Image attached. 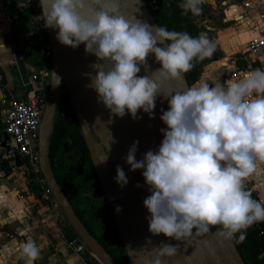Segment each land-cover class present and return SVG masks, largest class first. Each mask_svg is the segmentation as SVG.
I'll use <instances>...</instances> for the list:
<instances>
[{
	"label": "clouds",
	"instance_id": "1",
	"mask_svg": "<svg viewBox=\"0 0 264 264\" xmlns=\"http://www.w3.org/2000/svg\"><path fill=\"white\" fill-rule=\"evenodd\" d=\"M31 3L22 0L19 6ZM39 3L44 27L56 33L61 45L75 49L84 44L85 53L97 58L91 65L95 75L87 74L88 87L112 116L130 115L135 120L138 110H143L154 118L157 97L168 100V110L161 109L160 119L167 127L160 130L164 138L159 148L137 160L139 142L135 141L124 157L130 171L143 170L151 193L143 201L150 214L148 231L183 243L209 235L242 243L246 230L264 221V202L254 200L244 187L257 163H264V68L224 84L201 81L165 96L160 91L162 81L180 79L194 61L210 58L216 51L207 32L193 37L137 17L126 19L121 0ZM202 3L181 0L178 7L182 14L199 16ZM149 54L161 67L138 76L141 67L149 73ZM107 156L100 162H106ZM114 179L121 188L128 184L119 165ZM153 252L156 259L151 264H162V259L177 255L179 245L162 243ZM18 258L34 264L41 259V249L29 239L21 245Z\"/></svg>",
	"mask_w": 264,
	"mask_h": 264
},
{
	"label": "water",
	"instance_id": "2",
	"mask_svg": "<svg viewBox=\"0 0 264 264\" xmlns=\"http://www.w3.org/2000/svg\"><path fill=\"white\" fill-rule=\"evenodd\" d=\"M37 1L41 7L39 0ZM120 7L126 19L133 20L137 17L144 22L157 25L143 0H121ZM10 26L16 67L23 83L27 84L29 78L22 56L16 18L10 21ZM46 32L52 58L45 108L38 132L39 169L57 205L74 231L75 239L82 241L101 264H117L81 223L58 185L51 168L49 139L63 91L66 92L79 121L80 131L105 198L112 224L129 264H151V261L156 259L153 249L162 243L179 245L177 255L162 259V264H244L233 240L218 241L214 236L209 235L204 238H193L183 243L167 238L163 234L153 236L148 231L147 217L150 214L144 207L143 201L151 193L145 184L143 170L130 171V165L126 163L124 157L135 141L139 142L136 152L137 160L142 159L147 151H155L159 148L164 138L160 130L167 127L160 119L161 109L168 110L167 98L157 97L153 111L154 118H150L149 114L144 113L143 110H138V118L135 120L130 115H125L123 118L112 116L110 111L98 102L95 90L88 87L90 77L87 74L95 75L91 65L96 62L97 58L85 53L84 44L73 49L61 45L51 28H46ZM146 62L149 65V73H145L144 68L141 67L138 76L151 75V71L161 67L153 54H149ZM188 87L183 73L178 80L162 81L160 91L166 96ZM110 119L111 123H109ZM2 148L6 150L7 157H13L16 166L23 164L15 150L10 148L9 138L5 133ZM107 153L106 162L101 163L100 161ZM117 165L124 170L128 178V184L123 188L114 179ZM137 184L140 187H137ZM117 207L120 208L119 212L116 211ZM205 240L209 246L205 245Z\"/></svg>",
	"mask_w": 264,
	"mask_h": 264
},
{
	"label": "crops",
	"instance_id": "3",
	"mask_svg": "<svg viewBox=\"0 0 264 264\" xmlns=\"http://www.w3.org/2000/svg\"><path fill=\"white\" fill-rule=\"evenodd\" d=\"M21 3L22 0H0V72L3 77V84L0 79V134L2 136L9 101L12 98L25 99L28 92L14 59L10 26L13 18L18 21L20 45L28 77L40 69L23 54L24 49L27 50L35 45L36 36L33 25L29 23L31 12L24 11L25 9L19 6ZM224 67L228 68L227 74H222L218 69L213 70L208 66L200 82L206 81L210 85L217 82L224 84L232 71L229 64L224 63ZM9 144L13 149L11 141ZM20 160L23 164L16 166L13 157H7L3 148L0 155V264H25L18 258V254L21 245L29 239L34 240L41 249V259L36 260L34 264H88L87 259L96 261L90 253L74 254L69 250L64 238V229L71 227L64 214L57 204L44 202L39 190L36 192L31 188L27 167L24 160Z\"/></svg>",
	"mask_w": 264,
	"mask_h": 264
},
{
	"label": "trees",
	"instance_id": "4",
	"mask_svg": "<svg viewBox=\"0 0 264 264\" xmlns=\"http://www.w3.org/2000/svg\"><path fill=\"white\" fill-rule=\"evenodd\" d=\"M143 1L158 26L166 27L170 31L187 32L193 37L204 32L196 27L194 20L202 14L211 12L209 7L204 6V3L201 5L202 13L199 16H193L190 12L182 14V9L178 7L181 0ZM152 3L155 6L154 9L151 7ZM23 54L33 65L39 67L42 65V55L38 46L34 45L27 50L24 49ZM216 60L217 53L214 52L210 58L194 61V67L184 73L187 85L191 87L196 84L201 76L202 67ZM0 79L3 84L1 72ZM49 142V158L54 177L74 208L75 214L117 264H129L112 224L105 198L80 131L79 121L67 99H62L59 103ZM28 180L31 188L37 192L38 186L31 173H28ZM251 195L254 200H257L253 193ZM236 236L238 238L239 233ZM75 237L71 228L64 229L66 242L73 241ZM233 241L244 264H264V221L256 222L249 227L246 230V239L242 243L236 242L235 239ZM87 263L97 264L96 261L90 259H87Z\"/></svg>",
	"mask_w": 264,
	"mask_h": 264
},
{
	"label": "built area",
	"instance_id": "5",
	"mask_svg": "<svg viewBox=\"0 0 264 264\" xmlns=\"http://www.w3.org/2000/svg\"><path fill=\"white\" fill-rule=\"evenodd\" d=\"M23 8L31 12L29 23L35 31V45L40 48L42 65L28 77L29 81L25 84L28 88L27 97L21 100L12 98L9 101L4 133L12 142L17 155L24 160L43 201L57 204L41 175L38 153V132L49 86L52 51L38 1L32 0L29 7ZM210 8L215 11L219 9L225 18L233 22L244 23L252 32V37L248 38L244 49L225 60L232 68L225 83L241 78L246 72L264 68V0H222L218 7L213 5ZM2 142L3 136L0 134V155L3 150ZM244 187L250 192L253 189L247 182ZM67 247L74 254L90 253L85 244L77 239L67 242ZM96 262L101 264L97 259Z\"/></svg>",
	"mask_w": 264,
	"mask_h": 264
},
{
	"label": "rangeland",
	"instance_id": "6",
	"mask_svg": "<svg viewBox=\"0 0 264 264\" xmlns=\"http://www.w3.org/2000/svg\"><path fill=\"white\" fill-rule=\"evenodd\" d=\"M220 1L203 0V3L205 7L210 8L212 5L218 7ZM151 7L155 8L153 3ZM210 10L208 14H202L194 20L196 27L207 32L210 40L216 45L217 60L202 67L201 76L205 70L207 71L208 66H211L213 70L218 69L222 74H227L228 68L224 67L225 58L243 50L248 38L252 37V32L244 23L233 22L225 18L219 9L215 11L210 8ZM201 76L197 83L200 82ZM245 182L253 188L251 192L258 202H264V163L258 162L256 171L247 177Z\"/></svg>",
	"mask_w": 264,
	"mask_h": 264
},
{
	"label": "flooded vegetation",
	"instance_id": "7",
	"mask_svg": "<svg viewBox=\"0 0 264 264\" xmlns=\"http://www.w3.org/2000/svg\"><path fill=\"white\" fill-rule=\"evenodd\" d=\"M65 93V94H64ZM62 99H67L68 101H69V99H68V97H67V94H66V92L65 91H63V94H62ZM61 99V100H62ZM103 194V193H102Z\"/></svg>",
	"mask_w": 264,
	"mask_h": 264
}]
</instances>
